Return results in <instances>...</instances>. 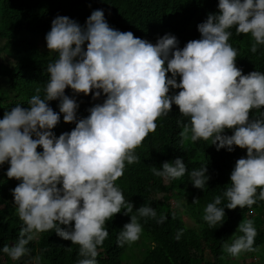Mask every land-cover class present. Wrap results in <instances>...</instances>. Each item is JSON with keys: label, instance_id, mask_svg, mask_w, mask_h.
<instances>
[{"label": "clouds", "instance_id": "obj_1", "mask_svg": "<svg viewBox=\"0 0 264 264\" xmlns=\"http://www.w3.org/2000/svg\"><path fill=\"white\" fill-rule=\"evenodd\" d=\"M218 8L219 13L209 14L198 25L201 38L183 49L172 34L153 44L131 31L115 30L103 10H94L86 26L67 16L52 21L46 42L57 58L47 66L43 97L37 88L29 107L17 104L0 119V165L8 162L7 177L21 181L12 194L23 223L16 243L0 251L19 260L30 254L26 246L37 233L54 229L79 246L77 264H98V247L109 236L106 223L122 208L128 215L134 207L115 182L124 175L126 162L139 163L135 150L156 131L158 119L168 115L173 104L188 118L193 142L211 140L217 151L232 152L234 146L247 150L246 158L236 161L230 186L205 207L208 226L223 224L225 208L250 209L264 201V113L251 116L254 109L264 108V72L243 74L236 66L237 49L229 43L230 29L235 28L237 34L254 39L252 53L264 45V0H219ZM69 87L84 95L95 90L94 100L102 93L107 98L88 109V117L77 120L79 105L65 94ZM170 88L181 90L170 95ZM53 100L60 101L59 113L49 106ZM60 113L65 123L76 127L57 138L52 129ZM189 124L180 133L185 140ZM226 129L233 134H224ZM152 172L165 183L187 173L198 189L210 179L207 166L189 170L181 158L164 162L159 170L153 167ZM224 197L229 202L219 207ZM198 202L194 198L193 203ZM136 213L118 236L120 246L140 238L138 216H157L147 205ZM166 220L161 215L157 223ZM237 231L242 235L225 244L224 251L232 257L257 251L254 221L243 220Z\"/></svg>", "mask_w": 264, "mask_h": 264}, {"label": "trees", "instance_id": "obj_2", "mask_svg": "<svg viewBox=\"0 0 264 264\" xmlns=\"http://www.w3.org/2000/svg\"><path fill=\"white\" fill-rule=\"evenodd\" d=\"M218 4L219 0H0V54L6 51L11 56L0 58V86L6 90L0 92V119L5 111L17 104L29 107L28 101L37 94V88L41 89L39 94L43 97L48 80L46 69L57 54L41 49L40 43L46 42V35L56 17L67 16L86 26L94 10H103L106 21L115 30L131 31L135 37L153 44L164 35L172 34L179 41L178 47L183 49L189 41L201 38L198 25L205 22L209 14L219 13ZM230 31L229 43L238 52L236 66L245 75L252 71L264 72V45H258L254 54L251 52L254 39L250 34H237L235 28ZM171 75L169 72V78ZM180 79L178 76L177 82ZM180 90L170 88L169 94H178ZM94 92L84 95L74 93L70 87L65 90V94L79 105L77 120L88 117V109L102 104L107 98L102 93L94 100ZM59 103V100H53L49 106L59 113ZM262 113L264 108L254 109L251 116L256 118ZM60 117L59 124L52 129L57 138L76 127L75 123L64 122L63 113ZM185 124H189L188 118L183 117L178 106L173 104L171 112L158 119L156 131L135 150L139 163L126 162L124 175L115 183L122 190L126 203L134 205L133 211L125 215L126 209L122 208L106 223L109 236L103 246L98 247V264H130L125 261L127 258L135 260L133 264H222L225 256L232 257L224 251V245H231L242 235L240 233L229 241L234 228L243 220L254 221L257 236L253 247L262 248L264 253V201H258L250 209L225 208L224 222L217 224L216 228H210L203 220L205 207L230 186L236 161L246 158L247 150L234 146L232 152L226 149L217 151L211 140L193 142L190 124L185 140L180 135ZM224 134L232 135L233 131L226 129ZM38 151L42 152V147ZM177 158H181L189 170L207 166L210 179L204 189L194 187L187 173L167 183L153 174V167L159 170L164 162H173ZM9 167L8 162L0 165V249L4 245H14L23 226L12 194L21 181L7 177ZM194 198L199 202L193 203ZM228 202L224 197L219 207H226ZM144 205L155 209L156 218L138 216L142 225L140 238L120 246V232L125 224L130 223L131 215H136V210ZM161 215L167 216V220L157 223ZM184 215L191 223L184 220ZM26 247L30 249L28 256L38 257L45 264H77L81 258L79 246L61 238L54 229L37 233ZM244 253L250 255V260L256 255L255 251ZM249 258H242V264H247ZM0 264L20 263H13L0 251Z\"/></svg>", "mask_w": 264, "mask_h": 264}, {"label": "rangeland", "instance_id": "obj_3", "mask_svg": "<svg viewBox=\"0 0 264 264\" xmlns=\"http://www.w3.org/2000/svg\"><path fill=\"white\" fill-rule=\"evenodd\" d=\"M2 42L3 41H1V44H2ZM40 46H41V49L49 50L47 48V42H45V41H42L40 43ZM10 54H11V52H10ZM1 57L6 58V57H11V56L6 51H4V52L2 51L1 54H0V58ZM1 86H3V85H1ZM1 86H0V92H1V89H4V92H5L6 91L5 88H2ZM3 94H8V93H3ZM183 218H184V220L187 223H191V220L188 217H186L185 215L183 216ZM239 224L234 228V230H233V232H232V234H231V236L229 238L230 242L234 239V236L240 234V232L237 231ZM255 254H256L255 257H253L252 260H250V258H249L250 255L249 256H247V255L245 256L244 252L241 253L239 255V257H231V258H229V257L225 256L224 260L221 263L222 264H242V258H249L247 260V264H264V253H263L262 248L257 249V251H255ZM206 256L209 257L208 254H206ZM12 261H13V263L14 262H18L20 264H45V262H42V260H40L38 257L32 258V257H30L28 255H25L24 257H22L19 260H12ZM125 261H127L130 264H133V262H136L135 260H129V258L125 259Z\"/></svg>", "mask_w": 264, "mask_h": 264}]
</instances>
